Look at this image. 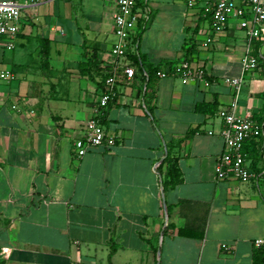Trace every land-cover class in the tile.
<instances>
[{"label": "crops", "instance_id": "1", "mask_svg": "<svg viewBox=\"0 0 264 264\" xmlns=\"http://www.w3.org/2000/svg\"><path fill=\"white\" fill-rule=\"evenodd\" d=\"M20 1L16 45L0 48L15 73L0 78L4 264H264V244H255L264 238V178L220 179L223 121L196 110L200 101L218 100L221 109L234 100L225 79L241 74L248 35L239 22L231 18L202 49L205 0H143L133 48L140 64L130 59L135 76L120 72L101 107L106 74L117 64L115 5ZM256 47L264 54V41L255 39ZM187 57L204 65L205 80L147 76L148 68ZM236 113L264 121V65L245 74ZM93 117L116 144L78 157L75 140ZM254 146L264 149V140L247 142ZM169 154L181 176L174 186L166 178ZM259 155L247 157L258 171Z\"/></svg>", "mask_w": 264, "mask_h": 264}, {"label": "built area", "instance_id": "2", "mask_svg": "<svg viewBox=\"0 0 264 264\" xmlns=\"http://www.w3.org/2000/svg\"><path fill=\"white\" fill-rule=\"evenodd\" d=\"M116 7L114 15L115 34L117 42L112 47V53L117 64L112 68L108 77L109 90L103 95L100 106L106 107L115 95V86L120 72L128 79L135 76V68L130 63V53L135 49L134 39L139 36L138 26L143 18L142 10L137 0H104ZM197 0H189L191 6ZM35 2L28 0L27 3ZM24 3L20 0H0V48L12 50L21 31L22 12ZM203 18L208 22L209 30L201 41L202 49H208L214 42L216 35L224 32L228 21L232 17L239 19L240 27L248 35L247 49L241 60V74L226 77V82L235 87V98L227 107L221 108L217 115L223 121L222 137L225 150L218 159L217 174L220 179L236 177L242 182L264 178V168L260 171L251 166L243 151L244 144L251 139L264 137V121L253 116H240L236 107L247 72L259 68V56L255 53L254 40L264 41V0H205ZM251 15V17H249ZM201 49V50H202ZM194 56V55H193ZM197 57V56H194ZM159 77L179 76L185 83L205 80L208 77L206 68L196 63L191 57L168 69L158 70ZM15 73L10 69H0V78L12 79ZM149 76V74H147ZM116 135L107 130L96 117L91 118L86 127L85 135L75 140L78 157L85 156L89 151L101 147H113ZM256 246L264 244V238L255 241Z\"/></svg>", "mask_w": 264, "mask_h": 264}, {"label": "trees", "instance_id": "3", "mask_svg": "<svg viewBox=\"0 0 264 264\" xmlns=\"http://www.w3.org/2000/svg\"><path fill=\"white\" fill-rule=\"evenodd\" d=\"M137 4L139 7H141L143 5V0H137ZM140 22H141V19H140ZM140 22H139V24H140ZM139 36H137L134 39V44L137 43ZM255 53L259 56V67L263 66L264 65V54L261 51L257 50V47H256ZM129 57H130V59H132L133 63L140 64V59L135 52H131ZM147 72L151 78L153 75L157 74V69L148 68ZM111 73H112V69L109 70V74L108 73L106 74L107 78L111 75ZM196 110L200 111L202 113L217 114V112L220 110L218 100H216L215 102L200 101L196 104ZM257 119L260 121H263V119L261 117H257ZM262 139L264 140V137ZM253 140H255V138L251 139V141H253ZM249 141L250 140H248L247 142H249ZM247 142L244 144V148H243V151L247 157H248V155L254 157L256 154H258V155L260 154L259 155L260 157L262 155L264 156V149H260V147L255 148V146L252 149H249L246 147ZM165 162H167V164H168V169L166 172V178H167L169 184L174 186L181 181V176H180V173H178L176 162L173 163L174 160H173V158L170 157V154L168 155ZM0 264H4V261L1 258H0Z\"/></svg>", "mask_w": 264, "mask_h": 264}, {"label": "rangeland", "instance_id": "4", "mask_svg": "<svg viewBox=\"0 0 264 264\" xmlns=\"http://www.w3.org/2000/svg\"><path fill=\"white\" fill-rule=\"evenodd\" d=\"M153 12H156V10L153 9ZM23 18H24V17H23ZM153 18H154V13H153V14L151 13V20L148 21V27L151 26V23H152ZM233 19H235L234 21H238V22H239V19L237 20L236 18L232 17L231 20H233ZM138 31H139V30H138ZM153 36H156L157 38H165V37H166V35H162V36H161V33H158V32H156V31L153 33ZM204 38H205V35H200V40H203ZM114 40H115V39H114ZM115 42H116V41H115ZM7 64H8V63H5L4 61H1V59H0V69H7V67H9ZM9 68H10V67H9ZM234 98H235V97H234Z\"/></svg>", "mask_w": 264, "mask_h": 264}]
</instances>
